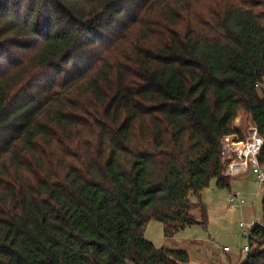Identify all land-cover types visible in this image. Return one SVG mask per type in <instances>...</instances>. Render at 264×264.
<instances>
[{
  "label": "trees",
  "instance_id": "trees-1",
  "mask_svg": "<svg viewBox=\"0 0 264 264\" xmlns=\"http://www.w3.org/2000/svg\"><path fill=\"white\" fill-rule=\"evenodd\" d=\"M262 83L264 0H0V264H193L146 226H207Z\"/></svg>",
  "mask_w": 264,
  "mask_h": 264
},
{
  "label": "rangeland",
  "instance_id": "rangeland-1",
  "mask_svg": "<svg viewBox=\"0 0 264 264\" xmlns=\"http://www.w3.org/2000/svg\"><path fill=\"white\" fill-rule=\"evenodd\" d=\"M263 87L264 83L260 85L261 89ZM250 123L251 116L240 109L234 124L244 130L245 136L248 135ZM234 194H239L238 198L244 199L245 203L241 205L239 199L229 201ZM263 194L264 188L258 185L253 176H248V180L232 177L230 188H218L213 179L202 192L209 214L207 226H188L174 238L167 239L163 223L153 219L146 226L145 236L158 247L189 250L193 264H230L229 256L232 264L237 259L238 264H242L248 253H242L240 248L248 244L249 230L242 229L240 222L250 224L262 221ZM224 246H229L231 251L224 252Z\"/></svg>",
  "mask_w": 264,
  "mask_h": 264
},
{
  "label": "built area",
  "instance_id": "built-area-1",
  "mask_svg": "<svg viewBox=\"0 0 264 264\" xmlns=\"http://www.w3.org/2000/svg\"><path fill=\"white\" fill-rule=\"evenodd\" d=\"M264 148V139L259 134V131L254 124H250L248 135L243 139H236L233 136L225 137L223 140L222 154L227 156L228 162L225 172L231 176H239L251 172L254 175L255 181L260 187H264V164L260 160ZM239 199L240 204L244 203V199ZM233 200V196L229 201ZM257 222L246 224L240 222L242 229H248L249 233ZM224 250L229 251L231 248L225 246ZM241 252H249V245L240 248ZM131 264V263H129Z\"/></svg>",
  "mask_w": 264,
  "mask_h": 264
},
{
  "label": "crops",
  "instance_id": "crops-1",
  "mask_svg": "<svg viewBox=\"0 0 264 264\" xmlns=\"http://www.w3.org/2000/svg\"><path fill=\"white\" fill-rule=\"evenodd\" d=\"M248 176H253L254 177V175L251 173V172H249V173H246V174H243V175H239V176H231V177H239V178H241L242 180H248ZM255 179V178H254ZM234 196V198H233V202L234 201H236L237 199H238V196H239V194H234L233 195ZM230 198H231V196H230ZM229 198V199H230ZM245 201V200H244ZM245 203V202H244ZM225 247V246H224ZM183 250H186V249H183ZM223 250H224V248H223ZM189 254H190V252H189V250H186ZM231 250H229V251H226V250H224V252H230ZM231 258V256H229V263L230 264H232V260L230 259ZM238 259H237V261L236 262H234L233 261V264H238ZM221 264H224L223 262L221 263Z\"/></svg>",
  "mask_w": 264,
  "mask_h": 264
}]
</instances>
